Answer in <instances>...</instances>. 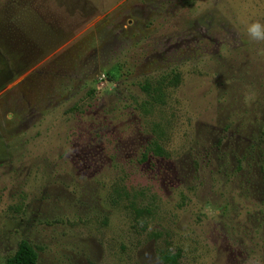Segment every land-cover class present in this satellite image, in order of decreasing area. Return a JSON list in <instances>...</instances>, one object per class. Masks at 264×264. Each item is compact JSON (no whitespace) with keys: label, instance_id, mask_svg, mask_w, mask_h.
<instances>
[{"label":"rangeland","instance_id":"rangeland-1","mask_svg":"<svg viewBox=\"0 0 264 264\" xmlns=\"http://www.w3.org/2000/svg\"><path fill=\"white\" fill-rule=\"evenodd\" d=\"M254 21L264 0H0V264L20 240L37 264H264Z\"/></svg>","mask_w":264,"mask_h":264},{"label":"trees","instance_id":"trees-1","mask_svg":"<svg viewBox=\"0 0 264 264\" xmlns=\"http://www.w3.org/2000/svg\"><path fill=\"white\" fill-rule=\"evenodd\" d=\"M110 77H115L114 73H111ZM178 80L179 73L175 70H170V73L161 77V81H167L169 85H175ZM142 88L147 94H152L151 96L154 99H161L164 96V93L163 91H161L160 86L155 85L151 88L150 85L145 82L142 85ZM147 151H151L157 155L165 154L163 147L156 140H153L152 143L149 144ZM145 156L146 155H144V158ZM161 258L167 262H177L176 255L163 253L161 254ZM5 264H37V253L28 241L20 240L15 252L5 260Z\"/></svg>","mask_w":264,"mask_h":264},{"label":"clouds","instance_id":"clouds-1","mask_svg":"<svg viewBox=\"0 0 264 264\" xmlns=\"http://www.w3.org/2000/svg\"><path fill=\"white\" fill-rule=\"evenodd\" d=\"M246 34L250 40L264 41V24L259 21L249 23L246 27Z\"/></svg>","mask_w":264,"mask_h":264}]
</instances>
